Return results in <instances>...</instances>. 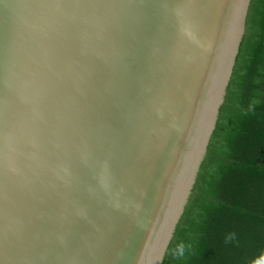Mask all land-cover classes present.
I'll return each instance as SVG.
<instances>
[{
    "label": "water",
    "instance_id": "obj_1",
    "mask_svg": "<svg viewBox=\"0 0 264 264\" xmlns=\"http://www.w3.org/2000/svg\"><path fill=\"white\" fill-rule=\"evenodd\" d=\"M258 0H0V264H172Z\"/></svg>",
    "mask_w": 264,
    "mask_h": 264
},
{
    "label": "trees",
    "instance_id": "obj_2",
    "mask_svg": "<svg viewBox=\"0 0 264 264\" xmlns=\"http://www.w3.org/2000/svg\"><path fill=\"white\" fill-rule=\"evenodd\" d=\"M172 264H264V0Z\"/></svg>",
    "mask_w": 264,
    "mask_h": 264
}]
</instances>
